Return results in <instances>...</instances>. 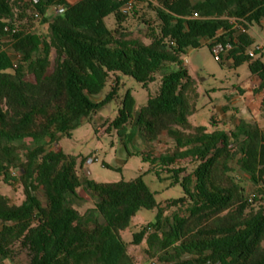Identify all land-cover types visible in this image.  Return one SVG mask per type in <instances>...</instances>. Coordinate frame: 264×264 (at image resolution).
<instances>
[{"label": "trees", "instance_id": "obj_1", "mask_svg": "<svg viewBox=\"0 0 264 264\" xmlns=\"http://www.w3.org/2000/svg\"><path fill=\"white\" fill-rule=\"evenodd\" d=\"M136 1L154 15L134 29L129 22ZM124 3L0 0V37L10 38L0 47V177L13 188L19 184L23 194L15 203L0 192V264H137L120 232L139 210L158 207L143 176L88 179L78 157L58 144L119 100L118 80L102 100L93 99L110 73L147 86L163 69L170 71L145 106L136 110L130 91L120 98L109 130L127 142L133 138L129 125L147 144L172 139L173 149L151 161L182 186L184 196L167 206L187 208L169 220L159 207L156 221L136 232L132 244L147 237L148 264H264V132L243 122L230 139L223 129L193 127L199 94L183 60L203 41L212 51L221 45L219 60L226 54L234 67L248 63L260 80L264 114L262 49L250 56L255 38L242 31L264 21V0H133L129 13ZM111 15L114 28L105 21ZM33 19L41 32L29 25ZM185 159L199 162L192 173L169 168ZM235 159L257 192L246 195L234 176ZM80 190L94 200L84 213L76 208Z\"/></svg>", "mask_w": 264, "mask_h": 264}, {"label": "rangeland", "instance_id": "obj_2", "mask_svg": "<svg viewBox=\"0 0 264 264\" xmlns=\"http://www.w3.org/2000/svg\"><path fill=\"white\" fill-rule=\"evenodd\" d=\"M50 12H53V10ZM129 23L136 28L144 18L154 15L144 2L136 1ZM109 28L115 27L114 16L105 19ZM33 30L42 31L39 19L29 22ZM252 35L255 38V46H262L258 56L264 62V21L260 25H254ZM9 37H0V47H7ZM223 54L222 60L203 41L199 48H190L183 55L184 65L193 80L196 81L199 97L196 101V112L190 117L193 127L205 126L208 131L223 129L230 139L238 137V128L243 122L251 123L264 132V114L261 112L260 80L254 77L248 63L234 67L230 60ZM169 68V67H168ZM170 70H160L155 74V80L147 86L137 82L130 76L122 73H110L102 92L93 97L95 101L102 100L111 90L115 80L119 85V100H113L103 106L99 112L85 119L81 126L72 132V136L63 138L58 146L66 153L78 157L80 164L88 157H96L98 160L88 166L87 172L81 169V174L97 182L130 181L139 176L149 186L155 195L158 207L155 209H141L132 219L130 226L120 232L121 238L128 245L131 255L137 264H148L152 260L146 252V238L139 245L132 244L134 234L147 225L154 223L157 218L158 208L165 210V217L172 220L176 212L186 213L187 204L183 206H167L170 201L184 196L182 186L174 184L171 173H168L161 163L152 164L151 159L158 158L161 154L173 149L175 143L167 136H162L158 141L145 143L138 132L128 126V133L133 135L127 142V136L121 137L115 128L109 130L110 124L118 115L120 98L130 91L136 102V110L145 106L151 98H154L162 85V78ZM250 106V107H249ZM241 137V135H240ZM147 157L148 159H145ZM197 160H178L169 168H183L182 174L192 173L198 165ZM158 165H161L160 167ZM234 168V176L245 189L246 195L257 192L258 185L236 166V159L231 163ZM159 172V174H158ZM0 192L12 197L13 202L20 203L23 200L22 187L16 184L11 187L5 184L0 177ZM80 200H76V208L84 213L94 206V200L83 190L79 191ZM152 233L149 230L147 236ZM155 261V260H153ZM6 264H14L8 261Z\"/></svg>", "mask_w": 264, "mask_h": 264}, {"label": "built area", "instance_id": "obj_3", "mask_svg": "<svg viewBox=\"0 0 264 264\" xmlns=\"http://www.w3.org/2000/svg\"><path fill=\"white\" fill-rule=\"evenodd\" d=\"M121 1H124V2H125L124 5H123V7H122V11H123L124 13H129L130 10H131V8H132V6H133V0H121ZM198 16H199V15H198L197 12H195V13L193 14V17H198ZM232 21H234V19H233ZM251 30H252V29H250V30H246V29L242 28V31H243V32H250ZM230 47H231V46L228 44V45H227V48H230ZM260 49H262V46H259V45L255 46V45H254V47L251 48V49L248 51V54H249L250 56L253 57V56H255V54H254L255 50H260ZM222 50H223V47H222L221 45H216V46L213 48V51H214L217 55H218ZM97 160H98V159H97L96 157H88V158H86L85 161H84V163H83V171L87 172L88 166H89L90 164L96 162Z\"/></svg>", "mask_w": 264, "mask_h": 264}, {"label": "crops", "instance_id": "obj_4", "mask_svg": "<svg viewBox=\"0 0 264 264\" xmlns=\"http://www.w3.org/2000/svg\"><path fill=\"white\" fill-rule=\"evenodd\" d=\"M252 30H255V29H252ZM252 30L250 31V34L252 35ZM253 36V35H252ZM256 77V76H254ZM262 96L260 97V107H261V102H262V98H263V93L261 94ZM250 107V106H249ZM84 159V158H83ZM83 159L81 160L80 164H79V167L81 166L83 169ZM79 161V160H78Z\"/></svg>", "mask_w": 264, "mask_h": 264}]
</instances>
